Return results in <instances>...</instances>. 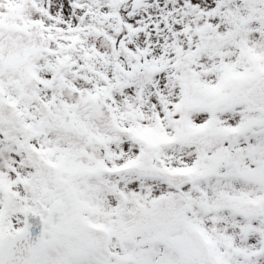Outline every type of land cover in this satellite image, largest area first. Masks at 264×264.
I'll return each instance as SVG.
<instances>
[{
	"label": "snow or ice",
	"instance_id": "snow-or-ice-1",
	"mask_svg": "<svg viewBox=\"0 0 264 264\" xmlns=\"http://www.w3.org/2000/svg\"><path fill=\"white\" fill-rule=\"evenodd\" d=\"M0 264H264V0H0Z\"/></svg>",
	"mask_w": 264,
	"mask_h": 264
}]
</instances>
